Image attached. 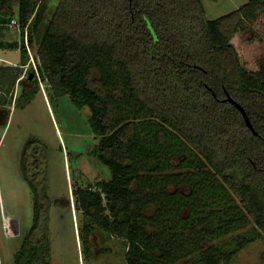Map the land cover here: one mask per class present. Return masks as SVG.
I'll return each instance as SVG.
<instances>
[{
  "label": "trees",
  "instance_id": "1",
  "mask_svg": "<svg viewBox=\"0 0 264 264\" xmlns=\"http://www.w3.org/2000/svg\"><path fill=\"white\" fill-rule=\"evenodd\" d=\"M50 7L51 0H0V25L20 39V62L0 67V89L12 96L21 77L33 91L46 80L55 96L87 109L98 141L90 155L111 177L75 192L87 223L82 255L91 253L94 228L123 242L124 264H231L264 239V60L248 72L231 45L243 24L264 15V0L213 21L201 0ZM32 47L40 68L28 72L30 81L21 74ZM40 152L29 140L21 153L33 215L13 264H51Z\"/></svg>",
  "mask_w": 264,
  "mask_h": 264
},
{
  "label": "rangeland",
  "instance_id": "2",
  "mask_svg": "<svg viewBox=\"0 0 264 264\" xmlns=\"http://www.w3.org/2000/svg\"><path fill=\"white\" fill-rule=\"evenodd\" d=\"M56 2L51 0L50 8ZM247 2L201 0L208 21L221 18ZM16 39L20 42L17 30L0 25V44ZM19 42L10 43V51L0 50V67L19 64ZM231 45L241 66L248 72L255 71L264 60V15L243 24ZM39 64L36 47L28 48L23 67L26 76L30 70L39 72ZM37 85L39 90L35 91L29 84L16 86L12 96L3 87L0 89L6 100L0 106V264H13L32 223L33 194L20 171L21 153L29 140L39 144L43 158L42 174L36 178L38 189H44L47 201L51 264H124L123 242L98 228L90 234L91 253H81L79 230L87 223L77 206L75 192L107 182L111 177L108 168L90 155L98 141L87 124V109H76L67 95L55 96L46 80ZM187 145L194 154H200L194 145ZM31 175L35 176V172ZM106 249L109 252L105 253ZM263 253L261 238L239 252L231 264H264Z\"/></svg>",
  "mask_w": 264,
  "mask_h": 264
},
{
  "label": "water",
  "instance_id": "3",
  "mask_svg": "<svg viewBox=\"0 0 264 264\" xmlns=\"http://www.w3.org/2000/svg\"><path fill=\"white\" fill-rule=\"evenodd\" d=\"M225 101H227L228 103L232 104L238 110V112L241 114V116H242V118L244 120V123H245L246 127L253 133V129L251 128L249 120H248L246 114L244 113L243 109L238 104L233 102L228 96L226 97Z\"/></svg>",
  "mask_w": 264,
  "mask_h": 264
},
{
  "label": "crops",
  "instance_id": "4",
  "mask_svg": "<svg viewBox=\"0 0 264 264\" xmlns=\"http://www.w3.org/2000/svg\"><path fill=\"white\" fill-rule=\"evenodd\" d=\"M5 27H6V25H5ZM18 42H19V40L18 39H16V40H13V41H11V42H8L7 43V41H5V42H2L0 45H1V47H0V50H3V52L5 51V50H11L10 48H11V46L12 45H10V43H12V44H18ZM15 67V66H14Z\"/></svg>",
  "mask_w": 264,
  "mask_h": 264
},
{
  "label": "flooded vegetation",
  "instance_id": "5",
  "mask_svg": "<svg viewBox=\"0 0 264 264\" xmlns=\"http://www.w3.org/2000/svg\"><path fill=\"white\" fill-rule=\"evenodd\" d=\"M25 73H26V71H24L23 74H25ZM24 77H25V76H24ZM24 77H21V78H19V79L16 81V83H15V90H16V86H19V87L21 86V85H20V82H21L20 80H22ZM28 79H29L30 81H33V80H32V79H33L32 76H30V78L28 77ZM33 87H34V85H32V88H33ZM15 90H14V91H15ZM38 90H39V89H38Z\"/></svg>",
  "mask_w": 264,
  "mask_h": 264
},
{
  "label": "built area",
  "instance_id": "6",
  "mask_svg": "<svg viewBox=\"0 0 264 264\" xmlns=\"http://www.w3.org/2000/svg\"><path fill=\"white\" fill-rule=\"evenodd\" d=\"M14 26H15L14 22H11L10 27L14 28Z\"/></svg>",
  "mask_w": 264,
  "mask_h": 264
},
{
  "label": "bare ground",
  "instance_id": "7",
  "mask_svg": "<svg viewBox=\"0 0 264 264\" xmlns=\"http://www.w3.org/2000/svg\"><path fill=\"white\" fill-rule=\"evenodd\" d=\"M10 226H11V231H13L12 225H10ZM10 226H9V227H10ZM11 233H12V232H11ZM9 234H10V233H9Z\"/></svg>",
  "mask_w": 264,
  "mask_h": 264
}]
</instances>
